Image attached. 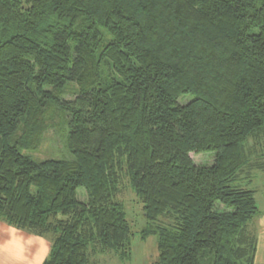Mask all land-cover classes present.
Listing matches in <instances>:
<instances>
[{
    "label": "trees",
    "instance_id": "1",
    "mask_svg": "<svg viewBox=\"0 0 264 264\" xmlns=\"http://www.w3.org/2000/svg\"><path fill=\"white\" fill-rule=\"evenodd\" d=\"M56 115L71 157L35 159ZM257 170L264 0H0V216L41 264L129 259L127 187L151 264H256Z\"/></svg>",
    "mask_w": 264,
    "mask_h": 264
},
{
    "label": "rangeland",
    "instance_id": "2",
    "mask_svg": "<svg viewBox=\"0 0 264 264\" xmlns=\"http://www.w3.org/2000/svg\"><path fill=\"white\" fill-rule=\"evenodd\" d=\"M75 90L76 85L69 84L65 90V98L67 100L73 99L75 96ZM189 96L191 98V95L184 94V96ZM186 98H182V102L187 101ZM63 120L61 116H55V118H52L50 121V127L48 130H46L43 134L42 143L40 147L36 150V152H32L31 155L38 160L42 159H48V158H60L65 159L66 155L71 157L69 150L65 147L64 143V134L66 137V133H68V127L65 130V125L62 123ZM195 162V164H211L213 161V155L211 154H200V155H194L190 154ZM253 177L251 182L245 181L244 178L237 179L233 184L234 185H240L241 187H249L255 190L254 198H256L258 209L260 210V214L264 216V171L257 170L252 173ZM82 188L78 189L79 192V198L81 200L85 199L86 196L84 194V191L81 190ZM120 201L125 206V215L127 218V221L129 223V226L131 227L132 231V238H131V256L129 259L120 260V258L111 252L103 253L102 255H98L96 258V264H151L152 262L156 261L158 250L156 248L157 243V237L149 234L146 237L141 236V231L147 227V219L145 218V215L142 211V204L139 203L136 195L134 192L131 191L130 188H125L123 190V194L119 196ZM259 215V214H258ZM162 217H164L162 215ZM0 216V220H1ZM258 217L255 216L252 219V229L254 230L255 223L259 222ZM20 231L24 232H30L26 229H20ZM9 231L2 228L0 226V245L6 244L7 239L10 237V234L8 235ZM36 235V234H34ZM36 239L38 241H46L48 240L49 243H51L52 236L51 234L46 235L45 237L36 235ZM50 246V244H49ZM48 246V247H49Z\"/></svg>",
    "mask_w": 264,
    "mask_h": 264
},
{
    "label": "crops",
    "instance_id": "3",
    "mask_svg": "<svg viewBox=\"0 0 264 264\" xmlns=\"http://www.w3.org/2000/svg\"><path fill=\"white\" fill-rule=\"evenodd\" d=\"M259 222H254L257 232L256 264H264V216L257 215ZM0 226L7 231L10 237L6 244L0 245V264H41L48 254L49 241H38L36 235L22 232L14 226H9L0 220Z\"/></svg>",
    "mask_w": 264,
    "mask_h": 264
}]
</instances>
